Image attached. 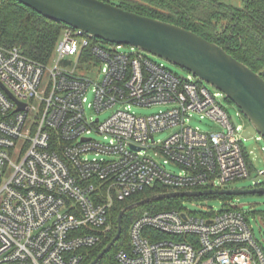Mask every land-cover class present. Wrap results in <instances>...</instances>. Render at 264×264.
I'll use <instances>...</instances> for the list:
<instances>
[{
    "label": "built area",
    "instance_id": "built-area-1",
    "mask_svg": "<svg viewBox=\"0 0 264 264\" xmlns=\"http://www.w3.org/2000/svg\"><path fill=\"white\" fill-rule=\"evenodd\" d=\"M224 96L134 47L70 27L47 64L0 47V264H82L84 251L101 242L96 232L111 230L113 202L149 187L264 183V169L253 173L243 148L241 113L231 117ZM155 105L168 109L133 111ZM195 115L217 127H193ZM167 130L174 132L156 140ZM247 214L238 206L145 212L116 264H264Z\"/></svg>",
    "mask_w": 264,
    "mask_h": 264
},
{
    "label": "trees",
    "instance_id": "trees-1",
    "mask_svg": "<svg viewBox=\"0 0 264 264\" xmlns=\"http://www.w3.org/2000/svg\"><path fill=\"white\" fill-rule=\"evenodd\" d=\"M100 1L192 31L222 47L264 78V0H245L243 8L228 5L222 0ZM65 27L67 26L49 20L14 0H0V47L18 48L32 61L41 64L50 62ZM228 101L233 104L229 99ZM169 192L170 188L156 185L125 201L115 200L110 210L111 230L107 233L96 232L101 236V242L95 248L84 251L82 264H91L113 240L121 211L147 198ZM214 198L229 200L234 196L165 199L130 208L123 217V231L119 241L98 264H116L117 253L122 249H130V226L143 214L136 215V210L148 208L151 213L181 210L184 201ZM260 219L264 220V214Z\"/></svg>",
    "mask_w": 264,
    "mask_h": 264
},
{
    "label": "water",
    "instance_id": "water-1",
    "mask_svg": "<svg viewBox=\"0 0 264 264\" xmlns=\"http://www.w3.org/2000/svg\"><path fill=\"white\" fill-rule=\"evenodd\" d=\"M14 1L49 20L110 44L134 47L186 70L221 91L242 112L250 123L244 133L245 138L257 134L264 138V78L217 44L185 28L129 12L100 0ZM9 95L16 101L11 93ZM21 108H24L23 105ZM261 181L263 178H257L254 183L258 185ZM245 195H264V187L169 192L147 198L130 208L165 199ZM130 208L120 212L115 237L91 264H98L119 241L123 217Z\"/></svg>",
    "mask_w": 264,
    "mask_h": 264
},
{
    "label": "rangeland",
    "instance_id": "rangeland-1",
    "mask_svg": "<svg viewBox=\"0 0 264 264\" xmlns=\"http://www.w3.org/2000/svg\"><path fill=\"white\" fill-rule=\"evenodd\" d=\"M224 3L243 8L245 6V0H222ZM66 28V27H65ZM128 49L129 48H125ZM148 58L158 65L164 66L169 71L173 72L178 76H183L187 79H190L192 82H196L202 84L204 87L208 88L211 92L215 93L217 91L216 88L210 86L209 84L202 82L200 79L195 77L193 74L183 70L161 58L152 56L147 54ZM219 103L226 109L231 117L236 116L241 113L240 116L237 117V120L242 128H248L250 123L246 119V117L242 114V112L232 103L228 101V99L224 96ZM168 109L166 105H155L151 108H139L134 107L133 111H135L140 116H151L158 114L160 111H165ZM116 109L109 110L104 112L100 118L101 120H106L111 117L115 113ZM193 127H199L203 131H212L217 126L211 122L210 120H201L199 115H195L194 119L191 122ZM174 131L167 130L161 133L156 134V140L165 141ZM257 138H260L257 140ZM243 148L245 149L248 159L253 166V173L258 170L264 169V138L260 135H256L250 138H244L242 136ZM168 171L175 172L180 174L182 171L174 166H169L167 168ZM254 177L242 179L233 183L228 184L225 188L228 189H255L258 187H263L264 183L260 184L254 183ZM228 206H238L246 213H248L250 224L252 225L255 238L257 242L264 249V220H261V216L264 214V195H245V196H237L229 200H223L219 198L208 199V200H187L182 203V207L184 209H188L193 213L198 214H209L212 211H220L222 209L227 208ZM148 208H141L136 210V215L142 214L144 212H149Z\"/></svg>",
    "mask_w": 264,
    "mask_h": 264
}]
</instances>
